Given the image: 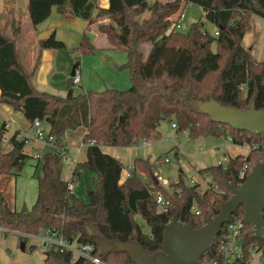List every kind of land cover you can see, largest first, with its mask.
I'll use <instances>...</instances> for the list:
<instances>
[{
    "label": "trees",
    "instance_id": "1",
    "mask_svg": "<svg viewBox=\"0 0 264 264\" xmlns=\"http://www.w3.org/2000/svg\"><path fill=\"white\" fill-rule=\"evenodd\" d=\"M96 1L29 0V20L34 26L40 24L50 16L54 6L60 13L88 20L78 45L72 49L80 53L95 49L90 33L92 25H96L114 48L127 54L126 62L118 66L129 70L132 84L127 90L90 89L78 93L70 77L66 96L41 92L34 84L41 50H68L66 43L55 32L41 38L38 56L30 70L20 58L16 38L0 31V104L22 111L31 123L36 119L47 122V137L53 136L55 144L62 142L67 130L82 132L86 159L79 166L96 174L93 188L88 191L89 201H85L68 189L69 180L62 175L61 151L44 152L41 173L37 176L38 196L30 210L11 206L0 187V225L6 232L18 231L21 236L56 229L69 239L94 244L96 254L107 264H136L128 252L104 247L115 241H133L155 255L161 250L164 227L174 215L194 228L202 226L231 197L227 183H242L245 165L250 169L257 162L264 163V132L235 129L212 120L198 108L200 102L216 100L238 109H248L254 102L257 110L264 109V61H258L242 43L251 27V16L264 18V0H109L107 7L97 6L95 14L85 10L89 2ZM182 3L201 6L205 19L216 25V36L207 31L203 21L192 23L186 34L176 28L169 30L171 16L180 10ZM146 11L150 14L142 19ZM143 43H150L146 57ZM79 66L80 61H75V69ZM166 119L176 123L178 132L187 131L193 139L224 133L227 129L224 135H229L234 144L256 147L228 157L225 164L200 169L198 176L209 180L205 189L199 182L185 183L182 174L172 183V190L155 183L152 168L161 163L159 157L154 162L135 158L129 175L122 180L123 163L101 145L129 147L139 140H148ZM7 130L3 122L0 176L15 174L14 170L27 158L24 152L27 138L19 137L20 130L9 138V150L3 149ZM142 174L150 179L149 183ZM157 193L169 201L166 211L159 208ZM243 213L241 205L229 221L236 217L244 219ZM135 215H140L148 231ZM88 219H92L95 231ZM225 227L226 223L220 234ZM252 230L246 224L242 233L244 257L229 264H248L252 244L261 246L264 253V241L254 238ZM218 242L219 237L197 264L222 259ZM44 264L95 263L83 258L73 260L69 251L51 249L45 254Z\"/></svg>",
    "mask_w": 264,
    "mask_h": 264
},
{
    "label": "rangeland",
    "instance_id": "2",
    "mask_svg": "<svg viewBox=\"0 0 264 264\" xmlns=\"http://www.w3.org/2000/svg\"><path fill=\"white\" fill-rule=\"evenodd\" d=\"M28 2L29 0H0V31L16 38L20 58L26 67L31 70L38 56V43L41 39L39 36L45 30H41L37 34L38 40L36 38L34 40H37L38 43L35 45L34 40L32 41L31 35L28 33L30 30L28 28L29 18L27 19L25 16L28 11ZM183 9L184 16L179 21L180 28H178V31L186 34L192 23L203 21L207 31L212 36H216V25L205 19L201 6L187 3ZM59 13L54 11L49 21H53L55 27L58 28L60 36H64L67 39L70 49L61 50V53L69 55L70 60H72V67L75 61L81 60L83 70H81L82 68L79 70L85 87L95 91H104L112 88L119 90L129 89L132 84L129 70L117 67L126 62V52L123 49H109L100 42L98 50L82 53L73 51L72 49L77 46V36L80 37L85 23L81 18H71L68 15ZM149 14L150 12L146 11L141 18H146ZM176 17L177 13L171 16V20H176ZM250 24L251 27L246 31L242 43L251 50L258 61H264V18L254 14L251 16ZM57 38L63 40L62 38ZM63 41L65 42V40ZM142 49L144 56H146V52L150 49V43H143ZM70 50L75 52L74 57L71 56ZM29 62L33 64L27 66ZM55 79L58 83L63 82L66 87V77L58 76ZM76 90L78 93L85 91L82 86ZM3 114L0 106V125L4 120ZM15 125L25 132V134L21 132L19 137L27 138L24 148L27 158L22 165L14 170L15 174L0 176V187L6 193L11 206L17 210H22L23 206L26 205L27 210H30L37 200V176L41 173L40 162L42 156L38 158L37 154L42 150L43 155L44 152L52 151L55 148L53 143L35 138V127L25 116ZM15 125L4 136L3 149L6 151L10 148L9 138L16 131ZM41 128L47 133L49 124L44 121ZM157 130L158 132L148 139V144H144L142 139L129 147H103L105 152L118 158L123 163L122 180L128 174L129 169H132L135 158H144L154 162L159 157L161 158V163L152 168L154 172L152 176L159 174V180L166 179L169 183L166 187L169 190H172V183L177 181L181 174L185 183L191 185L199 182L200 187L205 189L209 180L198 176L200 169L216 165L223 161L224 158L249 151L246 145L233 144L229 135H224L225 132H228L227 129L224 133L220 132V134H211L193 139L187 131L178 132L177 128L172 126V122L166 119L161 122ZM80 134L82 132L78 130H67L62 137L63 145L69 148L68 152L62 155V175L66 180H70L73 177L75 182L74 193L81 196L85 201H89L88 191L93 188L96 174L91 170L82 168L79 164L70 163L65 158L67 156L68 158L76 159L79 156L81 162L84 159V152L81 151L82 153H80L78 151V146L82 144V136ZM73 168H77L78 176H73ZM141 176L146 183L150 182L146 175L143 174ZM135 219L144 226L146 231L149 230L140 215H135ZM22 241H25L24 250L21 249ZM32 245L34 248H32ZM44 261L45 250L38 245L35 239L24 238L18 231H0V264H44Z\"/></svg>",
    "mask_w": 264,
    "mask_h": 264
},
{
    "label": "water",
    "instance_id": "3",
    "mask_svg": "<svg viewBox=\"0 0 264 264\" xmlns=\"http://www.w3.org/2000/svg\"><path fill=\"white\" fill-rule=\"evenodd\" d=\"M92 6L93 3L89 2L85 10L90 11ZM48 36L49 32L43 31L39 38ZM74 73L75 67L71 75ZM198 108L212 120L235 129L255 134L264 132V109L257 110L254 102L248 109H238L210 100L200 102ZM13 118L18 117L15 114ZM153 178L155 183L159 182L156 175ZM227 187L231 197L221 203L219 213L206 218L202 226L194 228L174 215L164 227L161 250L155 255L149 254L141 244L133 241H115L103 247L106 250L116 248L128 252L136 264H197L201 256L213 246L222 226L241 205L244 206L245 222L253 228V237L264 241V163L254 164L242 183L229 182ZM22 210L27 211L26 205ZM88 221L90 228L95 231L92 219ZM21 249H25V242L21 243Z\"/></svg>",
    "mask_w": 264,
    "mask_h": 264
},
{
    "label": "built area",
    "instance_id": "4",
    "mask_svg": "<svg viewBox=\"0 0 264 264\" xmlns=\"http://www.w3.org/2000/svg\"><path fill=\"white\" fill-rule=\"evenodd\" d=\"M192 4V3H191ZM185 3L181 6L180 10L177 12L176 20H172V25L169 30L172 28H180V19L184 16V7ZM218 32L216 31V34ZM73 86L77 89L81 87L82 83V75L79 68L75 69V73L71 76ZM32 125L35 127V138L41 141H46L53 143L54 148L58 151H61L62 155L68 152L66 146L63 143L55 144L54 137L49 136L47 137V133L41 128L42 121L36 119ZM173 127H177L176 123H172ZM94 143V142H92ZM144 144H148V140H144ZM86 148V144L82 143L81 147ZM256 147V146H254ZM253 146H247L248 150L254 148ZM42 152L37 154V157L40 158ZM66 160H68L72 164H76V161L72 158H68L65 156ZM228 158H224L223 161H220V164H225ZM248 166L245 165L241 171V177L245 180L247 174L249 173L250 169L247 168ZM159 178V177H158ZM159 182L166 186L168 185V181L166 179L159 180ZM68 189L73 192L74 190V178L72 177L68 183ZM157 203L159 204V208L162 211H166L169 206V201L166 200L162 194H156ZM230 220V219H229ZM227 221L226 227L224 231L218 234L219 237L218 242V251L220 256H222L221 260L213 259L205 264H229L234 260L242 259L244 257L243 251V242L244 238L242 233L245 229L246 222L242 218H234L231 221ZM0 231L6 232L7 229L0 225ZM24 237L26 238H33L38 242V245L45 250V252L51 249H57L60 251H69L71 253V257L73 260H77L83 258L87 261H91L95 264H107L102 257L96 254V247L92 243H81L77 241V239H69L64 236L60 231L56 229H42L37 233H24ZM248 264H264V253L263 248L258 244H252L249 251V258Z\"/></svg>",
    "mask_w": 264,
    "mask_h": 264
},
{
    "label": "crops",
    "instance_id": "5",
    "mask_svg": "<svg viewBox=\"0 0 264 264\" xmlns=\"http://www.w3.org/2000/svg\"><path fill=\"white\" fill-rule=\"evenodd\" d=\"M92 3H93V6H92L90 12L92 14H95L97 6L107 7L108 4H109V0H97L95 3L94 2H92ZM67 5L70 6L69 3ZM27 10H28V5H27ZM54 11L59 12L56 6H54L52 8V12H51L50 16L46 20H44L43 22H41L40 24H38L36 26L31 24L30 20L28 19L29 18V12L27 11L25 16L29 20L28 21L29 22L28 23V26H29L28 28H30V30H29L28 33L31 35L30 37H31V39L33 41L35 38L38 40V35L37 34L41 30L48 31L49 35L51 33L55 32L56 37H59V38H62L63 40H65V42L67 43L66 44L67 47L70 49L69 44L67 42V39L64 36H60V34L58 32V28L55 27L54 22L53 21H49ZM63 14L64 15H68L71 18L72 17L73 18H81V17L74 16V15H72L70 13H63ZM81 19H83V18H81ZM83 21L85 23V26H84V29H83L82 33L84 32V30H85V28H86V26L88 24V20L83 19ZM104 21L107 22L108 20L105 19ZM82 33H81V35H82ZM90 34L92 36V41H93V43L95 45V49L94 50H98L100 48V47L98 48L99 42L102 43V45H105V47H107L109 49H113L114 48L113 45L107 39L106 35L100 33L96 29V25H92V31H91ZM81 35H80V37H81ZM80 37L77 36V39H76L77 44L76 45H78V43L80 41ZM37 40H34V44L35 45L38 43ZM94 50H86L84 52H90V51H94ZM61 52H62L61 50L52 49V48H44V49L41 50L40 63H39V66H38V68L36 70V73H35V76H34V84H35L37 90H39L41 92H47V93H50V94H53V95H58V96L64 97L68 93L69 78L72 76L71 75V71H72V69L74 67V64H73V67H72V60H70L69 55L67 53L65 55H63ZM148 52H149V50L146 52V56H147ZM71 56L74 57V54H71ZM32 64H33L32 62H29L27 64V66H31ZM81 68L82 67H81V60H80L79 69H81ZM81 70H83V68ZM58 76L64 77V78L66 77V79H67L66 87L64 86L63 82L62 83H58L56 81L55 77H58ZM81 86L84 87L85 91L90 90L89 88L85 87L84 82H83V78H82ZM0 106H1V108L3 110V113H4L3 114V118H4L3 122H6L8 130L10 128L14 127V125L16 123H18L20 121V119L24 116L22 111H20V110L19 111H14L12 109V107H10V106H8L6 104H0ZM15 114L18 117L17 119L13 118V115H15ZM15 129H16V131L20 130V132H23L25 134V132L22 131L16 125H15ZM8 130H7V132H8ZM80 136H82V134H80ZM230 140H231V138H230ZM101 146H102V148L104 147V145H101ZM80 147H81V145L78 146V151L80 153H82L81 151L84 152L85 156H84V159L82 160V161H84L86 159V152H85L86 148L85 147L80 148ZM67 149H69V148L67 147ZM41 152H42V150H41ZM41 156H43V155H41ZM77 157L78 158H76V159L74 158V160L76 161V164H79L81 162V160H80L79 156H77ZM76 169L77 168H73V171H72L73 176H78L79 175V173L76 171ZM128 175H129V172L124 177H127ZM73 192H75V182H74V190H73Z\"/></svg>",
    "mask_w": 264,
    "mask_h": 264
}]
</instances>
